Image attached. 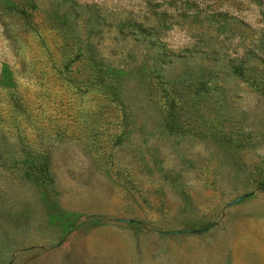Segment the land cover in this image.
I'll return each instance as SVG.
<instances>
[{
	"label": "rangeland",
	"instance_id": "1",
	"mask_svg": "<svg viewBox=\"0 0 264 264\" xmlns=\"http://www.w3.org/2000/svg\"><path fill=\"white\" fill-rule=\"evenodd\" d=\"M0 264H264V0H0Z\"/></svg>",
	"mask_w": 264,
	"mask_h": 264
},
{
	"label": "trees",
	"instance_id": "2",
	"mask_svg": "<svg viewBox=\"0 0 264 264\" xmlns=\"http://www.w3.org/2000/svg\"><path fill=\"white\" fill-rule=\"evenodd\" d=\"M81 51L78 50V52H75L73 56L79 57V55H82L81 53L83 51ZM72 66V61L66 62L65 64L61 65V68L58 71H61V80H65L73 86L72 88L75 89L74 94H76L77 96H84L87 94L88 90L92 92L96 91L97 93L101 94L98 97H101V99H104L106 102L121 103L116 95L117 93L112 89V81L109 77V73L104 71L106 70V67L103 66V64L99 63L98 68L95 70L99 72L97 75L88 72L85 74L86 77L84 79L79 78V80L77 78H72L73 80H71L68 76L73 71ZM89 69L91 70V67H89ZM190 86L191 88L197 90V88L203 87V83L197 84L192 82ZM162 97L164 98L163 104L165 106H163L160 111L163 114L164 122L170 129L181 128L177 126V123L181 120L179 116L183 114L182 112H180L182 109L178 108V91L169 90L168 92H164V94H162ZM17 102H20V98H18ZM71 109L72 108L70 107V110L62 112L63 117L61 116V125L64 123L66 124L61 128V130L62 132L66 131L65 133H68L70 131L69 134L75 133V131L77 130H81L82 128H84V123H86L83 119H80L78 117V111H76L75 109H73L75 111H71ZM98 116H100V114H98ZM85 125L88 124L86 123ZM87 129L92 133L90 137L98 138V136L102 135L103 133L101 131H98L96 129V126H93L92 128L87 127Z\"/></svg>",
	"mask_w": 264,
	"mask_h": 264
}]
</instances>
